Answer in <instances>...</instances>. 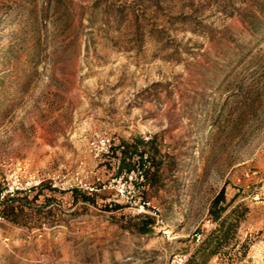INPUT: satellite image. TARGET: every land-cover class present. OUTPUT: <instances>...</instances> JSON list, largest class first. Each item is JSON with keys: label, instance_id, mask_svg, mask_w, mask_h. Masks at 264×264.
Masks as SVG:
<instances>
[{"label": "rangeland", "instance_id": "1", "mask_svg": "<svg viewBox=\"0 0 264 264\" xmlns=\"http://www.w3.org/2000/svg\"><path fill=\"white\" fill-rule=\"evenodd\" d=\"M103 135L149 143L144 213ZM263 182L264 0H0V264H171L223 186L248 212L206 264H264Z\"/></svg>", "mask_w": 264, "mask_h": 264}, {"label": "trees", "instance_id": "2", "mask_svg": "<svg viewBox=\"0 0 264 264\" xmlns=\"http://www.w3.org/2000/svg\"><path fill=\"white\" fill-rule=\"evenodd\" d=\"M133 144L122 142L120 154L117 155V150L114 148L108 154L117 158L118 174L122 170L127 172L134 169V164L131 160L135 155H141L140 147H145L149 143L134 139ZM107 156V157H108ZM77 194L76 190H73ZM84 201H92L88 196L83 195ZM248 212L244 202L236 201L235 197L226 200L225 186L212 199L208 209V220L215 224V227L207 232L203 239L199 242L195 250L187 256L184 264H206L209 258L225 253L232 244L234 245L236 233L240 224L245 219ZM142 234L148 233L147 230L142 229Z\"/></svg>", "mask_w": 264, "mask_h": 264}, {"label": "built area", "instance_id": "3", "mask_svg": "<svg viewBox=\"0 0 264 264\" xmlns=\"http://www.w3.org/2000/svg\"><path fill=\"white\" fill-rule=\"evenodd\" d=\"M113 149L111 138L108 136H99L91 142V150L95 157H101L110 154ZM75 187L83 191L93 192V187L85 184L75 174ZM115 191L117 196L124 198L131 208L137 213H144L145 209L149 206V203L137 196L134 192L129 189L134 187V184L141 185L144 182V171L143 169H136L128 173H123L118 179H114ZM254 199L264 206V182L258 188ZM2 220L0 215V221ZM186 255H178L171 264H184L186 261Z\"/></svg>", "mask_w": 264, "mask_h": 264}]
</instances>
